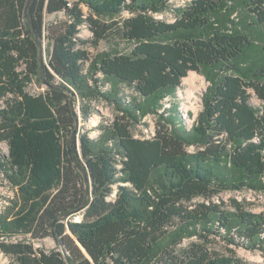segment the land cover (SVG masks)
Masks as SVG:
<instances>
[{
  "label": "trees",
  "instance_id": "16d2710c",
  "mask_svg": "<svg viewBox=\"0 0 264 264\" xmlns=\"http://www.w3.org/2000/svg\"><path fill=\"white\" fill-rule=\"evenodd\" d=\"M167 1L0 0V101H6L0 143L10 151L4 171L15 189L0 210V251L11 264H252L214 250L211 235L264 250V212L236 199L231 212L212 200L227 188L264 189V114L252 103L254 95L264 100V65L250 77L220 76L205 96L203 118L188 127L175 100L183 78L228 68L253 42L239 30L199 34L226 0H193L175 22L154 15ZM245 4L252 25L264 29V0ZM125 10L133 15L115 19ZM50 14L63 17L47 22ZM84 24L93 38L80 37ZM113 35L127 48L99 55L86 48ZM37 37L51 44L43 73ZM42 79L56 86L28 91ZM77 100L85 121L99 101L111 104L115 116L100 122L97 137L85 132L73 142L90 195L83 219L65 224L55 220L81 207L86 194L67 146ZM149 113L157 115L155 131L141 138L135 130ZM194 144L203 149L189 152ZM54 232L67 256L63 249L1 241L7 234L41 239Z\"/></svg>",
  "mask_w": 264,
  "mask_h": 264
},
{
  "label": "rangeland",
  "instance_id": "374dc122",
  "mask_svg": "<svg viewBox=\"0 0 264 264\" xmlns=\"http://www.w3.org/2000/svg\"><path fill=\"white\" fill-rule=\"evenodd\" d=\"M193 0H168L161 11L154 13L159 18L168 22H175L181 16L182 9L188 7ZM86 15L91 14L89 7L83 6ZM133 14L130 11H123L115 19L121 20V18H128ZM62 14H50L47 15L46 21L51 22L56 19L62 18ZM255 17H253L247 9L245 0H226L223 7L216 13L210 15V24L207 29L200 31L199 34L208 36L215 31H231L239 30L249 34L252 38L253 44L250 45L244 52V54L227 67H212L204 68L201 72H196L198 78L196 79V86L192 88L195 91L194 95H190V86L185 83L183 78L181 87L177 90L176 102L178 103V109L183 121H185L188 127H192L194 124L199 123V119L203 118L205 113V96L209 92L210 88L215 84V81L226 73H237L245 77H250L253 73L264 65V29L262 27L252 25L255 23ZM80 37L83 39H91L94 34L88 24L81 26ZM128 44L117 36H110L107 40H101L98 46L91 43L87 44L86 48L93 55H99L106 50L111 48H127ZM51 51V44L47 38H44L42 43V60L43 64H47L49 53ZM55 84L47 83L44 79L42 82L34 80L33 83L29 84L28 91L33 94L46 93L51 88L55 87ZM127 94H134V91L130 88H126ZM81 100L76 101V109L78 112V131L76 134V142L80 143L79 137L81 134L88 132L90 136L97 137L99 130L97 126L101 121H110L115 116V108L107 103L106 101H99L95 103L96 111L88 118L83 120L79 115V104ZM171 98L165 99V106H172L170 104ZM252 103L255 108L259 111L260 115L264 114V100L258 98L256 95L252 97ZM6 108V101H0V110ZM1 118V117H0ZM157 115L149 113L145 115L141 122L137 124L135 134L141 138L152 137L156 127ZM75 131V130H74ZM260 137H256L255 141H259ZM198 149H203L202 145L194 144L189 146L188 150L191 153H195ZM9 148L7 144L0 143V159L3 158V165L0 166V210H3L5 206L10 204L8 198L15 196V189L11 184L10 180L4 169H8L9 159ZM74 164V163H73ZM75 165V164H74ZM77 168V167H76ZM78 169V168H77ZM79 170V169H78ZM80 171V170H79ZM83 179V172L80 171ZM264 179V174H263ZM85 181V179H84ZM123 185H130L124 183ZM119 191L118 187H115V193ZM114 196V195H113ZM233 199L240 201L246 209L256 213L264 212V189H255L252 187H245L243 189H232L227 188L221 193L216 195L212 200L216 203L222 204L223 207L231 212H236L237 208L233 203ZM195 202H205L204 198H196ZM83 219L82 213H74L61 217L58 221L67 223L68 221H81ZM68 234L70 231L67 230ZM213 243L211 244L214 250L219 251L224 256L236 255L244 261L252 264H264V250L260 248H249L246 244H235L224 239L222 236L211 235ZM197 237L186 238L185 244L191 241H197ZM1 241L5 242H19L26 241L34 243L35 247L43 248L47 251L53 249H60L61 245L59 239L53 234L41 239H33L30 234H18L12 235L7 234L2 238ZM232 250V251H231ZM13 258L4 252L0 251V264H11Z\"/></svg>",
  "mask_w": 264,
  "mask_h": 264
},
{
  "label": "water",
  "instance_id": "95a60500",
  "mask_svg": "<svg viewBox=\"0 0 264 264\" xmlns=\"http://www.w3.org/2000/svg\"><path fill=\"white\" fill-rule=\"evenodd\" d=\"M37 42H38V46H39V48H40V52H41V55H42V43H41V41H40V39H39L38 37H37ZM41 67H42V73H43V68H44L43 60L41 61ZM47 83H48V82H47ZM77 131H78V122H77V125H76V128H75V131L73 132V134H72V136H71V138H70V140H69L67 146H68V149H69V154H70V157H71L72 162L75 164V166H76L80 171L83 172V175H84V179H85V189H86L85 201H84V203L82 204L81 207L76 208V209H74V210H70V211L65 212L64 214L60 215V216L55 220V222H56L58 219H60L61 217H65V216H67V215L74 214V213H79L80 211L85 210V208H86V201H87V198H88L89 195H90V178H89L87 172L85 171V168H84L83 165L78 161V159L75 157V155H74V153H73V151H72V145H73V142L75 141ZM53 234H54V236H55L57 239H59V238L56 236V233H55V232H54ZM59 242H60V245H61V247H62V249H63V253L67 256V252H66V250L64 249L62 242H61L60 240H59Z\"/></svg>",
  "mask_w": 264,
  "mask_h": 264
},
{
  "label": "bare ground",
  "instance_id": "6f19581e",
  "mask_svg": "<svg viewBox=\"0 0 264 264\" xmlns=\"http://www.w3.org/2000/svg\"><path fill=\"white\" fill-rule=\"evenodd\" d=\"M198 78V75L196 72H191L186 78H185V83H187L191 89L190 95H194L195 91L192 90L197 84H196V79Z\"/></svg>",
  "mask_w": 264,
  "mask_h": 264
}]
</instances>
